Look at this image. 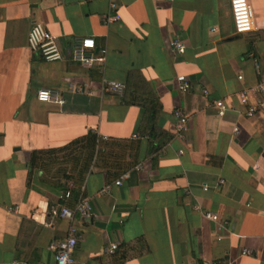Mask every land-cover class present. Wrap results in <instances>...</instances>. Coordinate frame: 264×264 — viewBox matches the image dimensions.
<instances>
[{"label":"crops","instance_id":"0c3cea01","mask_svg":"<svg viewBox=\"0 0 264 264\" xmlns=\"http://www.w3.org/2000/svg\"><path fill=\"white\" fill-rule=\"evenodd\" d=\"M248 1L254 28L236 34L228 0H119L120 20L108 26L100 21L107 0H0V264H54L49 242L70 225L73 264H264V109L250 118L219 117L211 106L256 83L254 59L264 68V0ZM34 21L66 50L92 37L105 50L104 63L43 61L27 46ZM175 37L183 53L172 50ZM129 74L150 85L161 104L154 137L140 132L138 105L104 88L125 84ZM179 74L191 81L189 91L177 89ZM43 88L62 102L39 101ZM175 109L188 116L182 138L172 132ZM88 131L138 142L137 161L116 177L94 167L83 184L73 182L90 199L91 216L53 218L48 207L63 203L64 188L42 180L39 170L27 185L30 153ZM123 173L121 185L113 184ZM59 180L64 186L70 179ZM195 204L216 213L223 227ZM113 242L117 248L105 253Z\"/></svg>","mask_w":264,"mask_h":264},{"label":"built area","instance_id":"2783aa9c","mask_svg":"<svg viewBox=\"0 0 264 264\" xmlns=\"http://www.w3.org/2000/svg\"><path fill=\"white\" fill-rule=\"evenodd\" d=\"M230 16L232 20L233 30L236 34L250 32L254 28L253 9L248 0H228ZM119 0H107V12L104 13L100 21L103 25L116 23L120 20L119 13ZM71 47L67 50L63 48L57 35L48 31L44 25L39 21H34L27 33V46L31 52L37 54L45 62H54L70 60L77 62L85 67L94 65H101L105 61V50L97 49L96 43L92 37H85L79 41L71 42ZM170 46L175 53H183L185 45L183 41L175 37L171 40ZM254 67L258 74V79L253 86L242 88L228 94L224 97L214 98L211 101V106L215 109L219 117H224L229 112H241L245 117L250 118L255 116L258 112L264 109V68H260L259 62L254 59ZM240 80L242 75L237 76ZM177 89L181 92H187L191 89V81L186 78L184 74L176 76ZM105 90L112 91L118 95H122L125 90V84L109 81L105 83ZM204 96L209 95L207 88L202 89ZM36 97L42 102H62L57 99L49 89H39ZM244 106L240 111L238 106ZM175 122L173 124V135L176 137H184L188 129V116L180 109L174 110ZM238 127L234 126L233 132L237 133ZM133 138H138L137 134L132 135ZM127 177V173H123L113 184L121 185L122 180ZM222 182V180H220ZM74 183L69 180L66 189L62 192L60 200L65 201L71 196V189ZM111 184H106L101 191L106 192L110 190ZM207 186L203 185V190ZM193 208L198 211L201 216L207 220L213 221L217 224L218 228H222L223 224L216 213L208 210H201L199 204H195ZM9 211H16L17 206L7 207ZM48 213L53 218L68 219L70 221L78 217H89L93 214L90 199L87 197H80L78 201L72 206H67L62 202L52 203L48 207ZM77 244L76 227L70 225L68 233L63 238H53L48 245V249L52 253L54 264H73V253ZM117 248V243H110L105 248V253L111 254ZM250 250L243 249L242 255L250 254ZM10 264H28L26 261L13 259ZM213 264H224L222 261L217 260Z\"/></svg>","mask_w":264,"mask_h":264},{"label":"trees","instance_id":"16d2710c","mask_svg":"<svg viewBox=\"0 0 264 264\" xmlns=\"http://www.w3.org/2000/svg\"><path fill=\"white\" fill-rule=\"evenodd\" d=\"M130 75L125 82V90L120 95L121 102L138 105L142 109L139 130L143 135L154 137L159 127L161 104L150 85L143 80L134 82L130 80ZM137 151L136 141L104 139L88 131L63 146L32 150L28 160L27 185H30L31 174L35 170L43 171L42 180L58 188L63 187L64 190L66 185L61 184L60 177L81 185L94 167L103 168L107 176L116 177L136 163ZM127 155H131L129 160L126 159ZM80 197H83L82 191L74 187L71 189L70 198L63 203H70L72 207Z\"/></svg>","mask_w":264,"mask_h":264},{"label":"rangeland","instance_id":"374dc122","mask_svg":"<svg viewBox=\"0 0 264 264\" xmlns=\"http://www.w3.org/2000/svg\"><path fill=\"white\" fill-rule=\"evenodd\" d=\"M217 25L219 26V27H221V24L219 25L218 23H217ZM243 34V33H242Z\"/></svg>","mask_w":264,"mask_h":264}]
</instances>
